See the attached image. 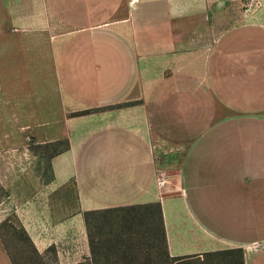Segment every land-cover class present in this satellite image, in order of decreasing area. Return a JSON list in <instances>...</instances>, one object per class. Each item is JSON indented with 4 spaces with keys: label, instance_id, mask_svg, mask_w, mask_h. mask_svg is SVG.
Masks as SVG:
<instances>
[{
    "label": "rangeland",
    "instance_id": "obj_1",
    "mask_svg": "<svg viewBox=\"0 0 264 264\" xmlns=\"http://www.w3.org/2000/svg\"><path fill=\"white\" fill-rule=\"evenodd\" d=\"M146 2L0 0V248L16 264L244 262L241 245L202 231L183 214L186 196L179 199V184L176 190L179 152L172 145L178 132L163 130L179 117L152 98V86L170 71L156 65L153 72L149 61L140 60L129 88L115 80V51L129 28L141 32L169 19L166 3H154L148 12ZM176 6L175 15L182 14V24L192 29L200 21L211 25L213 15L246 23L264 12V0ZM198 35V41L209 39ZM196 53L182 52V74L189 73ZM83 55L86 67L73 60ZM82 68L106 74L110 86L123 90L122 98L109 92L91 102L78 87L97 83L89 77L76 82ZM194 85L182 75V94L191 96ZM190 111L182 115V141L196 122ZM192 247L201 253L182 256Z\"/></svg>",
    "mask_w": 264,
    "mask_h": 264
},
{
    "label": "crops",
    "instance_id": "obj_2",
    "mask_svg": "<svg viewBox=\"0 0 264 264\" xmlns=\"http://www.w3.org/2000/svg\"><path fill=\"white\" fill-rule=\"evenodd\" d=\"M199 1L147 0L148 12L154 3H166L169 19L165 18L163 25L143 27L141 32L138 27L129 28V38L122 39L115 51V80L129 88L140 60L149 61L153 72L159 66L170 71L168 78L163 74V80L154 83L152 98H161L156 105L179 117L163 130L174 127L178 132L179 139L172 145L179 152L176 190L179 184L181 190L177 191L184 192L179 199L186 196L188 212L182 209L183 214L202 231L241 245L243 264H264V12L257 22L246 23H235L228 15L220 22L219 15H213L211 25L200 21L192 29L182 24V14L175 15L176 4ZM168 21L170 26L165 25ZM204 25L206 29L200 31ZM198 34L209 35L208 41H198ZM189 50L197 52L195 64L188 74H182V62L186 61L182 52ZM73 60H81L84 67L88 61L84 55ZM80 74L81 81L76 78V82L89 77L91 83H97L78 87L91 102L106 99L109 92L117 100L122 98L123 90L110 86L106 74L86 73L83 68ZM182 75L195 83L191 96L182 94ZM192 96L194 100H188ZM191 107L196 122L182 141V115L190 114ZM27 237L35 251L42 253L35 238ZM193 249L182 250V256L201 253ZM86 257L88 252H83L82 258ZM0 264H16L4 248H0Z\"/></svg>",
    "mask_w": 264,
    "mask_h": 264
},
{
    "label": "built area",
    "instance_id": "obj_3",
    "mask_svg": "<svg viewBox=\"0 0 264 264\" xmlns=\"http://www.w3.org/2000/svg\"><path fill=\"white\" fill-rule=\"evenodd\" d=\"M140 0H131L132 3H138Z\"/></svg>",
    "mask_w": 264,
    "mask_h": 264
},
{
    "label": "trees",
    "instance_id": "obj_4",
    "mask_svg": "<svg viewBox=\"0 0 264 264\" xmlns=\"http://www.w3.org/2000/svg\"><path fill=\"white\" fill-rule=\"evenodd\" d=\"M152 204H154V203H150V205H152ZM160 222H162V217L160 216Z\"/></svg>",
    "mask_w": 264,
    "mask_h": 264
},
{
    "label": "bare ground",
    "instance_id": "obj_5",
    "mask_svg": "<svg viewBox=\"0 0 264 264\" xmlns=\"http://www.w3.org/2000/svg\"><path fill=\"white\" fill-rule=\"evenodd\" d=\"M182 194H183V191H182ZM187 207V206H186Z\"/></svg>",
    "mask_w": 264,
    "mask_h": 264
}]
</instances>
